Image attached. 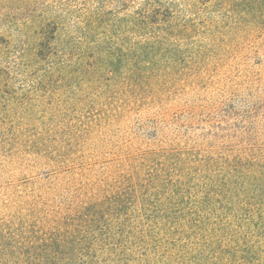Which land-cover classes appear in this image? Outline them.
<instances>
[{
	"label": "trees",
	"instance_id": "16d2710c",
	"mask_svg": "<svg viewBox=\"0 0 264 264\" xmlns=\"http://www.w3.org/2000/svg\"><path fill=\"white\" fill-rule=\"evenodd\" d=\"M233 1L150 6L127 55L42 71V121L3 110L0 264H264V12Z\"/></svg>",
	"mask_w": 264,
	"mask_h": 264
},
{
	"label": "rangeland",
	"instance_id": "374dc122",
	"mask_svg": "<svg viewBox=\"0 0 264 264\" xmlns=\"http://www.w3.org/2000/svg\"><path fill=\"white\" fill-rule=\"evenodd\" d=\"M165 3L187 12L190 0H0V74L4 69L10 72L18 92L13 101H8L0 91V126L3 110L12 103L26 108L17 120L42 121L45 105L40 102L49 105L51 100L50 94L37 88L42 71L48 70L52 61L58 66L70 56L76 60L87 58L93 55L91 48L98 46L97 53L102 55L113 56L120 49L127 55L131 42L137 38L132 31L136 13ZM225 8L264 12V0L214 5L216 11ZM43 36L54 46L44 52L49 55L48 62L36 57ZM25 91L30 93L28 97L23 95ZM39 96L47 99L39 100ZM5 132L0 127V139Z\"/></svg>",
	"mask_w": 264,
	"mask_h": 264
}]
</instances>
